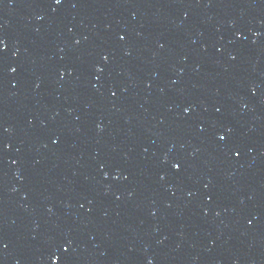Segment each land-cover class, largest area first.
I'll list each match as a JSON object with an SVG mask.
<instances>
[{"label": "water", "instance_id": "obj_1", "mask_svg": "<svg viewBox=\"0 0 264 264\" xmlns=\"http://www.w3.org/2000/svg\"><path fill=\"white\" fill-rule=\"evenodd\" d=\"M0 40V264H264V71L100 0Z\"/></svg>", "mask_w": 264, "mask_h": 264}, {"label": "snow or ice", "instance_id": "obj_2", "mask_svg": "<svg viewBox=\"0 0 264 264\" xmlns=\"http://www.w3.org/2000/svg\"><path fill=\"white\" fill-rule=\"evenodd\" d=\"M3 44V41L2 40H0V45H2ZM176 167H179V165H176Z\"/></svg>", "mask_w": 264, "mask_h": 264}]
</instances>
